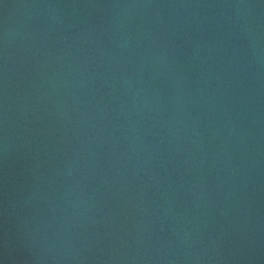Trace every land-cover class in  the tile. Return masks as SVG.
<instances>
[{
	"label": "water",
	"instance_id": "water-1",
	"mask_svg": "<svg viewBox=\"0 0 264 264\" xmlns=\"http://www.w3.org/2000/svg\"><path fill=\"white\" fill-rule=\"evenodd\" d=\"M0 264H264V0H0Z\"/></svg>",
	"mask_w": 264,
	"mask_h": 264
}]
</instances>
